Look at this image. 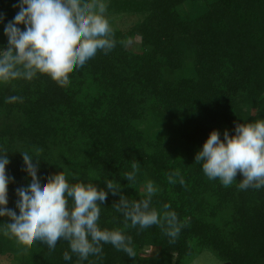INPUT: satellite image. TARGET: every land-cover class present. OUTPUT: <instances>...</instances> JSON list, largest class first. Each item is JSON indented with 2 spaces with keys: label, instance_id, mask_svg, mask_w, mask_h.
<instances>
[{
  "label": "trees",
  "instance_id": "1",
  "mask_svg": "<svg viewBox=\"0 0 264 264\" xmlns=\"http://www.w3.org/2000/svg\"><path fill=\"white\" fill-rule=\"evenodd\" d=\"M17 0H0V47ZM106 15H138L116 46L73 68L60 85L46 74L0 83V149L7 151V208L17 211L16 189L30 182L21 152L37 157L41 179L63 172L68 182L92 183L108 194L101 228L131 238L133 256L103 244L82 264H188L204 250L221 263L264 264V189L224 187L194 157L208 134H234L237 123L264 119V0H106ZM23 30V25H20ZM136 40V48L129 43ZM22 99L12 101L11 97ZM138 164L136 180L124 176ZM179 170L185 183L168 182ZM106 179L121 186L117 194ZM159 191L150 207L168 203L184 225L175 241L159 225L126 227L115 211L120 194L144 198L147 182ZM71 205V201H69ZM7 216L0 224L10 223ZM0 225V256L11 264H80L61 239L18 244ZM157 248L155 256L144 251ZM143 252V254H142Z\"/></svg>",
  "mask_w": 264,
  "mask_h": 264
},
{
  "label": "clouds",
  "instance_id": "2",
  "mask_svg": "<svg viewBox=\"0 0 264 264\" xmlns=\"http://www.w3.org/2000/svg\"><path fill=\"white\" fill-rule=\"evenodd\" d=\"M18 8L12 20L4 25L7 47H0V83L14 79L31 81L46 74L60 85L69 80V72L82 68L98 52L107 55L116 46L113 29L106 16V0H17ZM0 12V23L4 22ZM20 25H23V30ZM11 97L10 100H20ZM7 151L0 149V217L7 216L10 223L4 226V235H12L18 244L30 245L37 241L55 250L61 239L68 242L69 251L63 253L65 262L72 254L82 264L90 256H100L103 244H111L118 251L133 256L131 238L120 229L101 228V205L107 192L92 183H69L63 172L41 179L37 171V157L28 151L21 152L24 171L30 182L16 189L18 199L14 211L8 204V185L13 177L6 172ZM194 161L211 180L218 179L224 187L242 179L240 190L264 189V119L237 123L234 134L227 131L221 139L217 130L209 132ZM138 164L123 177L136 180ZM185 181L179 170L168 174V182ZM106 188L117 194L118 182L106 179ZM159 191L153 182H147L144 198L129 200L120 194L114 203L116 212L124 217L125 226L146 229L159 225L170 241L178 238L182 225L171 205H163V213L150 207L152 197ZM71 201V205H69Z\"/></svg>",
  "mask_w": 264,
  "mask_h": 264
},
{
  "label": "rangeland",
  "instance_id": "3",
  "mask_svg": "<svg viewBox=\"0 0 264 264\" xmlns=\"http://www.w3.org/2000/svg\"><path fill=\"white\" fill-rule=\"evenodd\" d=\"M111 28H117L122 31L128 30L138 19V15H128V14H115V15H106ZM136 40H131L129 45L132 48H136ZM143 254V252H142ZM157 254V248H150L149 250L144 251L145 256H155ZM0 264H11V258L9 256H0ZM188 264H222L213 253L210 251L204 250L199 255H197L190 263Z\"/></svg>",
  "mask_w": 264,
  "mask_h": 264
},
{
  "label": "water",
  "instance_id": "4",
  "mask_svg": "<svg viewBox=\"0 0 264 264\" xmlns=\"http://www.w3.org/2000/svg\"><path fill=\"white\" fill-rule=\"evenodd\" d=\"M223 264V263H222ZM224 264H228V263H224Z\"/></svg>",
  "mask_w": 264,
  "mask_h": 264
}]
</instances>
